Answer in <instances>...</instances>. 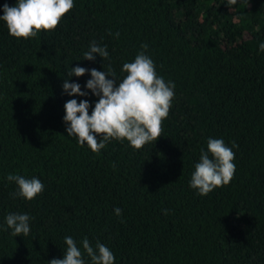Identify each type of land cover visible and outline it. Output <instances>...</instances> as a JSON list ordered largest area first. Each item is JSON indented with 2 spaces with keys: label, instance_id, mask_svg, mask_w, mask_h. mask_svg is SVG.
I'll return each instance as SVG.
<instances>
[{
  "label": "trees",
  "instance_id": "16d2710c",
  "mask_svg": "<svg viewBox=\"0 0 264 264\" xmlns=\"http://www.w3.org/2000/svg\"><path fill=\"white\" fill-rule=\"evenodd\" d=\"M5 3L16 0H0V15ZM73 3L56 29L28 39L0 20V264L62 259L66 236L82 251L84 238L103 243L114 264H264V0ZM93 43L109 58L83 59ZM142 51L175 85L162 136L92 152L67 135L64 104L86 99L90 115L99 97L84 87L89 72L68 74L95 68L119 83ZM65 79L88 95L69 96ZM209 138L232 148L236 169L201 196L189 183ZM9 173L38 178L44 191L14 198ZM10 213L30 216L29 235L11 234Z\"/></svg>",
  "mask_w": 264,
  "mask_h": 264
},
{
  "label": "clouds",
  "instance_id": "9594fccd",
  "mask_svg": "<svg viewBox=\"0 0 264 264\" xmlns=\"http://www.w3.org/2000/svg\"><path fill=\"white\" fill-rule=\"evenodd\" d=\"M248 3V0H245ZM228 5L237 4V0H227ZM74 7L73 0H16L13 6L5 3L0 20L5 22L8 32L16 38L36 37L38 32L56 29L61 19ZM111 35V33H109ZM119 32L115 36L119 37ZM143 49L147 45H141ZM264 51V42L259 44ZM109 58L107 46L91 44L84 52L83 59L92 61L96 55ZM121 71L127 75L117 83L115 73L98 71L95 68L72 67L69 77L90 73L85 88L99 99L89 115V101L69 99L64 104V122L68 136H74L80 145H87L92 152H99L107 143L115 139L127 140L134 149H141L149 142H155L162 136L163 121L168 117L174 98V83L166 82L158 76L153 60L143 51L132 62L123 64ZM111 76L112 79L108 77ZM62 89L69 96H87L79 83L64 80ZM99 136V139H97ZM235 146V145H233ZM235 153L223 139L209 138L207 151L201 150L199 162L195 164L189 186L206 196L214 189L228 185L233 179L236 166L233 163ZM7 180L14 181L18 191L13 197L32 200L44 191V185L38 178H25L9 173ZM167 211V210H166ZM117 216L122 210L115 208ZM7 227L12 235L27 236L30 233V216L26 213H10L6 216ZM66 251L62 259H51L48 264H85L84 255L91 259V264H114L112 251L103 243L96 242L93 247L87 238L77 246L71 237L64 238Z\"/></svg>",
  "mask_w": 264,
  "mask_h": 264
}]
</instances>
